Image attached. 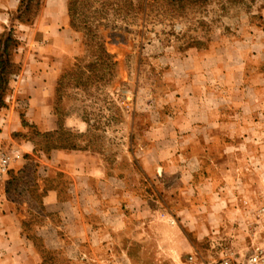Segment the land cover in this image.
I'll return each mask as SVG.
<instances>
[{
  "label": "crops",
  "instance_id": "0c3cea01",
  "mask_svg": "<svg viewBox=\"0 0 264 264\" xmlns=\"http://www.w3.org/2000/svg\"><path fill=\"white\" fill-rule=\"evenodd\" d=\"M18 4L4 1L10 10ZM68 24L67 0H45L34 24L20 26L21 44L12 55L20 71L0 108V146L7 142L22 154L11 168L31 173L32 181L10 194L9 174L0 176V264L47 262L35 238L23 234L32 215L35 237L70 264L122 256L179 262L207 235L224 230L234 236L230 242H244L252 222L247 208L260 199L255 181L264 193V171H254L257 163L264 168V82H249L246 67L220 53L219 85L213 64L195 63L177 90L175 114L145 128L135 114L136 142L112 157L87 144L89 123L82 116L61 117L54 106L72 51L56 45L70 39ZM5 26L0 23V34ZM61 126L77 135V147L36 153L31 137Z\"/></svg>",
  "mask_w": 264,
  "mask_h": 264
},
{
  "label": "rangeland",
  "instance_id": "374dc122",
  "mask_svg": "<svg viewBox=\"0 0 264 264\" xmlns=\"http://www.w3.org/2000/svg\"><path fill=\"white\" fill-rule=\"evenodd\" d=\"M4 1L6 0H0V23L5 24L8 30L14 28L19 37V33L24 30L20 28L22 23L16 19V13L12 14V10L4 5ZM36 2L35 0L33 4ZM112 2L124 7L126 0ZM133 2L140 8L134 17L132 14L135 11H131L128 24L122 19L126 9L122 8V15L115 14L116 5L115 9H108V14L98 24L106 50L113 56L116 64L113 77L96 81L86 79L93 74L88 66L95 57L86 45L82 33L71 28L70 20L66 26L70 39L61 38L56 44L60 47L71 45L72 51L67 55L60 75L63 84L57 86L54 106L61 117L76 113L87 119V144L97 150L106 149L112 157L119 153L123 144L136 142L131 134L135 114L142 118L139 122L143 128L146 127L145 124L159 123L175 114L177 90L183 84V79L188 77L187 71L193 69L195 63L213 64L217 76L215 84L219 85L220 53L222 58L231 60L235 65L245 66L249 82H264V0H205L190 4L182 14L170 7L165 0ZM96 8L99 9L100 4H94L92 10ZM64 28L65 26L61 27V30ZM81 72L87 82L82 81L76 85L77 83L69 80L71 75ZM240 75L236 79H240ZM10 91L8 85L4 98ZM249 95H253V92H249ZM144 118H149V121ZM68 130L64 128L62 131L65 139L63 142H79L77 135H69ZM12 150L14 149L7 142L0 146V152ZM126 157L129 159L127 155ZM254 167H257L255 173L261 176L263 166L257 163ZM145 183L148 185V182ZM254 184L256 190L262 192V183L255 181ZM22 213L25 214L24 211ZM37 219L35 215L28 216L23 234L35 238L38 249L46 258L45 264H70L55 251L44 247L39 237H35L31 228ZM230 239H234L230 230L207 235L206 240L197 244L193 254L196 261L193 264L202 260L209 261L222 247H237L238 244L230 242ZM187 260L188 256H183L179 262L163 261L158 264H191Z\"/></svg>",
  "mask_w": 264,
  "mask_h": 264
},
{
  "label": "trees",
  "instance_id": "16d2710c",
  "mask_svg": "<svg viewBox=\"0 0 264 264\" xmlns=\"http://www.w3.org/2000/svg\"><path fill=\"white\" fill-rule=\"evenodd\" d=\"M35 0H19L18 7L12 10V14L16 13V19L22 24L31 25L33 20L41 12L44 0H36V4H33ZM113 0H68V15L70 20V26L75 31L82 33L83 37L86 40V45L89 49L92 50L95 60L89 63L88 68L93 74L88 76L86 79L94 80L101 78H111L113 77V70L115 67V61L113 56L106 50L102 37L98 30V24L102 22V18L106 17L108 14V9H115L114 5L117 6L115 9V14L122 15V8L126 9V13L122 15V19L128 24V17H130L131 11L137 15L138 7L133 0H126V3L123 6H119L118 3L114 4ZM205 0H165V2L175 9L179 13H183L184 10L190 4H198L204 2ZM229 2H237L240 0H228ZM43 2V4H42ZM100 4V8L92 10L94 4ZM98 15H101V18H98ZM0 34V108L6 106V100L4 98V93L8 89L11 76L20 71V66L12 60V55L16 52L21 44V41L16 36L14 28L8 30V27ZM130 32V30H127ZM70 76V73H69ZM61 77V76H60ZM57 82V86L63 84V80ZM84 80V77L81 73H75L70 76L69 80L81 84ZM57 92V87H56ZM3 95V96H2ZM58 113V109L56 108ZM85 121L88 122L87 119ZM89 123V122H88ZM63 127L47 133H39L31 137L35 142L36 153L39 151H45L49 153L52 149L55 148H76V144L73 141H65L62 131ZM69 131V135H72L73 132ZM7 185V192L10 194L23 192L25 189H28L29 183H31V173H27L26 170L16 171L15 169H10Z\"/></svg>",
  "mask_w": 264,
  "mask_h": 264
},
{
  "label": "built area",
  "instance_id": "2783aa9c",
  "mask_svg": "<svg viewBox=\"0 0 264 264\" xmlns=\"http://www.w3.org/2000/svg\"><path fill=\"white\" fill-rule=\"evenodd\" d=\"M22 154L17 150L0 152V176L6 175L12 164L20 159ZM260 199L252 202L247 208V217L251 219L248 225L246 240L237 247H222L219 253L209 261L202 260L198 264H264V193L260 192ZM196 258L189 254L188 263H195ZM105 264H139L128 256H122L119 260Z\"/></svg>",
  "mask_w": 264,
  "mask_h": 264
}]
</instances>
